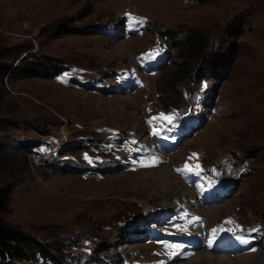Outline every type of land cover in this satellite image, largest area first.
<instances>
[{"label": "rangeland", "instance_id": "obj_1", "mask_svg": "<svg viewBox=\"0 0 264 264\" xmlns=\"http://www.w3.org/2000/svg\"><path fill=\"white\" fill-rule=\"evenodd\" d=\"M237 27L238 52L209 107L204 100L216 80L207 65L183 75L185 45L170 34L204 30L217 56ZM27 44L47 72L68 70L0 81V185L10 188L5 222L37 238L92 232L95 248L114 244L102 250L105 257L98 253L102 264H181L199 251L212 257L206 264H264L262 245L242 242L264 228V0H0V53ZM202 74L208 76L198 81ZM43 131L59 134L64 144L93 138L91 149L63 151L75 156L78 173L61 169L59 159L52 167L37 165L32 157L51 159L52 146L31 157L6 146L26 145ZM246 154L254 155L253 171L234 192H213L212 179L232 181L240 169L234 160ZM89 167L108 173L89 176ZM146 206L160 209L144 219ZM163 210L172 213L165 223ZM183 216H198V225ZM154 229L155 239L182 237L188 229L190 247L156 246L146 235ZM126 230L133 233L121 241ZM215 233L225 255L205 252Z\"/></svg>", "mask_w": 264, "mask_h": 264}, {"label": "trees", "instance_id": "obj_2", "mask_svg": "<svg viewBox=\"0 0 264 264\" xmlns=\"http://www.w3.org/2000/svg\"><path fill=\"white\" fill-rule=\"evenodd\" d=\"M202 2L203 0H197ZM241 29L237 27L232 33L227 32L226 39L220 43V49L225 45L224 55L214 56L215 53L209 51L210 40L209 35L204 30H189L184 35H179L173 31L170 37L176 38L173 40L183 47V63L182 67L186 68L183 75H190L194 72L197 65L206 66L209 70L207 73L215 79V85H212L209 91L207 100L208 105H212L217 95V87L221 80L225 79L228 70L233 63L239 49V37ZM229 38L227 39V37ZM183 45H181V44ZM31 44L22 46L21 48H13L12 50L2 49L0 53V81L3 77L13 79L15 77H46L56 74L62 66L50 69L43 61L44 59L37 58L32 49ZM182 49V48H181ZM24 53V54H23ZM23 54V55H22ZM9 57V60L3 59ZM204 75L197 76V80L203 78ZM261 124L262 121H259ZM49 132L43 131L41 135ZM40 134V133H39ZM88 140H91L88 138ZM5 145V143H4ZM6 146L17 149L25 148L26 151H31L35 146L34 141L24 145L14 143L12 140L6 142ZM68 146V145H67ZM234 154V151L232 152ZM253 154H246L243 157H238L239 162L248 160ZM67 168V165H62V168ZM73 171V170H71ZM10 188L0 185V264H63L73 258L71 255L72 245L78 243L77 236L72 234L55 233V235H44L42 238H37L34 235L24 232L19 227H14L2 219V215L9 211Z\"/></svg>", "mask_w": 264, "mask_h": 264}, {"label": "bare ground", "instance_id": "obj_3", "mask_svg": "<svg viewBox=\"0 0 264 264\" xmlns=\"http://www.w3.org/2000/svg\"><path fill=\"white\" fill-rule=\"evenodd\" d=\"M62 90V89H61ZM165 171L166 170H163L162 172H161V175H160V178L162 179V180H164L165 182L166 181H168L167 179H169L168 178V175L167 174H165ZM172 181H174V180H172ZM171 181V182H172ZM175 182V181H174ZM168 185H169V182H168ZM172 185V184H171ZM164 186V185H163ZM164 188V187H163ZM165 189H167V188H165ZM214 208V207H213ZM214 210V209H213ZM216 212V211H215ZM214 212V213H215ZM212 217V216H211ZM125 235L126 234H124V237H125ZM122 238V237H121ZM210 254V253H209ZM211 259H212V257L210 256V255H207L206 253H204V252H197L192 258H190V259H188V260H186V261H183L181 264H202V262H204V264H206V263H208V261L209 262H211ZM226 262V261H225Z\"/></svg>", "mask_w": 264, "mask_h": 264}, {"label": "snow or ice", "instance_id": "obj_4", "mask_svg": "<svg viewBox=\"0 0 264 264\" xmlns=\"http://www.w3.org/2000/svg\"><path fill=\"white\" fill-rule=\"evenodd\" d=\"M161 116H163V114H161ZM164 118L167 119V120L169 121V123H170L171 120H172V117H171V116H167V117H164ZM153 119H155V118H153ZM154 134H156L155 130H154ZM193 155H196V154H193ZM153 162H155V158H154V161H153ZM184 169H188L189 171H191V169H189L187 163L184 165ZM176 171L180 172V171H182V169H176ZM197 219H199V218H197ZM213 231H215V230H213ZM242 242H245V243H246V241H242ZM212 243H213V241H212V240H209V246H211ZM166 246H170V247H172V248H178V247H180L179 245H176V244L166 245ZM174 254H175V253H173V255H174Z\"/></svg>", "mask_w": 264, "mask_h": 264}, {"label": "water", "instance_id": "obj_5", "mask_svg": "<svg viewBox=\"0 0 264 264\" xmlns=\"http://www.w3.org/2000/svg\"><path fill=\"white\" fill-rule=\"evenodd\" d=\"M186 110L185 107L180 108V111L184 112Z\"/></svg>", "mask_w": 264, "mask_h": 264}]
</instances>
